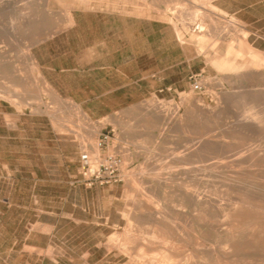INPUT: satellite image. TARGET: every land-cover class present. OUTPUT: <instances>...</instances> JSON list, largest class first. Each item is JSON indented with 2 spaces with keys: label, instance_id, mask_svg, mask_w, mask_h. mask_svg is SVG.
Masks as SVG:
<instances>
[{
  "label": "rangeland",
  "instance_id": "obj_1",
  "mask_svg": "<svg viewBox=\"0 0 264 264\" xmlns=\"http://www.w3.org/2000/svg\"><path fill=\"white\" fill-rule=\"evenodd\" d=\"M91 1L97 4L83 7L78 0H0V48L6 49V55L15 66L12 69L18 70L16 77L0 71V89H9L15 96L14 100H0V264H28L29 255L35 252L41 258L46 257L42 264H134L136 260L137 264H148V260L150 264H154L150 261L160 264L165 260L161 264H214L217 260L216 264H242L245 259L243 264H263L264 209L258 208L264 207V81L258 78L229 81L212 63L198 55L196 46L181 44L171 24L144 17L145 13L158 16L157 8L166 11L177 1L187 3L186 13L190 16L193 11L190 9L199 7L203 0H195V5L192 0ZM211 1L223 11V15L215 16L224 27L228 43L237 48L245 34L251 46L264 52V0ZM70 18L75 20L73 24H68ZM230 19L237 22L235 27H229ZM230 31L233 32L230 34ZM207 38L208 46L216 44L209 36ZM29 50L33 58L27 56ZM194 78L201 82V90L193 89ZM4 79L10 80L8 84L12 85L8 87ZM36 94L39 99L34 97ZM241 96L244 103L238 100ZM150 105L162 108L166 119L159 120L157 108H149ZM212 109L216 110L215 114ZM251 113L256 117L257 132L237 133L234 127ZM103 134L109 135V140L99 147V157H120L123 180L93 187L75 182L80 172L81 152L91 154V139L98 144ZM207 139L221 142L217 148L205 150L203 145ZM201 148V154H206L203 160L190 155ZM252 151H257L260 158H252ZM215 158L221 159L223 164L234 163L236 170L247 175L236 176L237 185L229 188L226 169L219 170L215 180L210 175L212 172L207 166L216 162ZM151 164L156 167L154 170ZM198 178L202 180L199 191L221 197L219 200L224 207L230 199L238 208L244 199L254 203L250 211L256 210L252 215L259 224L247 225L250 227H247L248 233L243 230L246 225L237 221L236 230H231L242 242L244 237L256 233L251 238H257L256 241L263 245L260 253L241 250L233 258L224 255H221L222 261L217 258L222 250H228L225 244L230 224L225 215L205 214L201 207L189 201L187 195L199 185ZM254 192L258 198L254 197ZM139 204L143 207L137 208ZM142 209L148 213L143 215ZM253 213H258L259 217ZM156 214L162 217L157 216L155 220ZM147 215L150 219L144 220ZM159 234L163 236L160 239ZM110 240L117 242L116 245L111 247ZM128 241L131 247H127ZM154 243L165 249L157 250L159 247ZM141 245L145 248H140ZM151 245L153 248L149 247ZM210 245L214 248L209 249ZM136 247L141 249L139 253L135 252ZM166 255H169L168 260ZM210 255L217 260H211ZM247 257L259 258L254 262ZM157 258L162 261L158 262ZM233 259L237 262L232 263Z\"/></svg>",
  "mask_w": 264,
  "mask_h": 264
},
{
  "label": "bare ground",
  "instance_id": "obj_2",
  "mask_svg": "<svg viewBox=\"0 0 264 264\" xmlns=\"http://www.w3.org/2000/svg\"><path fill=\"white\" fill-rule=\"evenodd\" d=\"M58 1V0H57ZM120 1V0H119ZM140 1H142V0H140ZM153 1V0H152ZM191 1V0H190ZM195 0H192V3L194 2ZM105 3L104 2V0H100V3ZM116 2V1H115ZM123 2V1H122ZM137 2H139V0H137ZM145 2V1H144ZM78 3L80 4V5H82L83 7L85 6H89V5H92L93 3H95V4H97V2H93V1H91V0H78ZM120 3V2H119ZM128 3V2H127ZM129 3H131V2H129ZM133 3V2H132ZM141 3H143V1L141 2ZM121 4H124V3H121ZM156 4V3H155ZM158 4V3H157ZM157 4H156V6H157ZM187 4V3H186ZM186 4L185 3H183V1H177L176 2V5L175 6H168V9L166 10V11H164L163 9H162V11H160L155 5H153V6H155V8H157V10H156V12L158 13V16H155V15H153V14H147V13H145L144 15V17H146L147 19H150V20H152V21H156V20H159V21H166V22H168L169 24H171V26H172V28H173V30H174V34H175V36H176V38H177V40L181 43V44H183V45H188V46H196V50L198 51V55L199 56H203L205 59H206V61L208 62V63H212L215 67H216V69L218 70V71H220L223 75H224V77L226 78V79H229V81H236V80H239V81H243V80H245V79H249V78H258V79H260V80H262V81H264V52L263 51H261V50H258L257 48H255V47H253V46H251L248 42H247V40H246V35L244 34V35H242L243 37H242V39L240 40V43H239V45H238V47L237 48H235V46L232 44V43H228V39L226 38V36H225V32L223 31L224 30V27H222L223 25H221V23H219V22H217L216 21V14H218V15H223V11H221L220 9H219V7H217V6H215L213 3H212V1L211 0H203V2H202V4L201 5H199V7H196V8H191L190 9V6H188L189 7V9L190 10H193L192 12L190 11V16H188L187 15V13H186ZM194 4V3H193ZM196 4H197V2H196ZM198 4H200V3H198ZM47 5H48V2H47ZM133 5H135V4H133ZM151 3H150V7H151ZM195 5V4H194ZM142 6V5H141ZM4 7V6H3ZM7 7V6H6ZM39 7V6H38ZM45 7H46V5H45ZM102 7V6H101ZM192 7H193V5H192ZM2 8V7H1ZM129 8H132V7H130L129 6ZM142 8V7H141ZM152 8V10H154ZM5 9V8H4ZM203 9V10H202ZM37 10H39V9H37ZM36 10V11H37ZM3 11V10H2ZM1 11V12H2ZM141 11V10H140ZM22 12V11H21ZM189 12V11H188ZM5 13V12H4ZM3 13V14H4ZM39 13V12H38ZM48 14V13H47ZM23 16V15H22ZM226 16V15H225ZM45 17V16H44ZM49 17H51V16H49ZM44 19V18H43ZM221 20V19H220ZM231 21H230V23H229V27H235V25L237 24V22L235 21V19H230ZM40 21V20H39ZM44 21V20H43ZM51 21V20H50ZM49 21V22H50ZM53 22V21H52ZM75 22V20L74 19H69V21H68V24H73ZM222 23H224V22H222ZM46 24V23H45ZM244 24V23H243ZM43 25V24H42ZM39 26H40V24H39ZM224 26H226L225 24H224ZM241 26V25H240ZM14 27V26H13ZM41 27V26H40ZM42 28V27H41ZM53 28H55V27H53ZM13 29V28H12ZM37 29H38V27H37ZM226 29V28H225ZM234 29V28H233ZM237 29V28H236ZM46 30V29H45ZM50 30H51V28H50ZM235 30V29H234ZM233 30V31H234ZM240 30H241V27H240ZM47 31V30H46ZM233 31H230V34H231V32H233ZM238 31H239V29H238ZM242 32H243V30H242ZM245 33V32H244ZM44 34V33H43ZM238 35H240V34H238ZM210 37L211 39H213L215 42H216V44H214V45H212L211 47L210 46H208L207 45V42H206V40L208 39V41H209V38H207V37ZM232 36V35H231ZM234 36H236V35H234ZM241 36V35H240ZM239 36V37H240ZM37 38V37H36ZM232 38V37H231ZM210 39V40H211ZM238 39V38H237ZM9 40V39H8ZM11 40V39H10ZM37 41V40H36ZM232 41V40H231ZM234 41V40H233ZM236 41V40H235ZM237 41H239V39L237 40ZM8 42V41H7ZM9 42H11V41H9ZM8 42V43H9ZM213 42V41H212ZM12 43V42H11ZM10 43V44H11ZM236 44H237V42H236ZM8 45V44H7ZM6 45V46H7ZM12 45V44H11ZM193 46V47H194ZM237 46V45H236ZM9 47H10V45H9ZM9 47H7V48H9ZM13 47V46H12ZM12 47H11V49H12ZM10 50V49H9ZM211 51V52H210ZM211 53H213L214 55L213 56H211ZM26 54V53H25ZM9 55V54H8ZM27 56L29 57V58H33V55H32V52L29 50L28 51V53H27ZM13 60H14V58H12ZM11 59V60H12ZM35 59V58H34ZM204 59V60H205ZM12 62H14V61H12ZM34 63V62H33ZM207 63V64H208ZM35 64V63H34ZM12 63H11V61H10V59H9V57L6 55V49L4 48V49H2V48H0V71H5V72H7V73H9L10 75H11V77L13 76V77H16L17 75H16V71L18 72V70H15V69H12ZM33 66V65H32ZM13 67H15V66H13ZM37 69V68H36ZM21 72V71H20ZM19 72V73H20ZM18 73V74H19ZM22 74V73H21ZM3 75V74H2ZM6 76V75H5ZM8 76V75H7ZM19 76V75H18ZM2 77V76H1ZM23 77V76H22ZM8 78H10V76L8 77ZM11 79V78H10ZM13 79V78H12ZM21 79V78H20ZM26 79V78H25ZM18 80V79H17ZM16 80V81H17ZM220 80H221V78H220ZM223 80V79H222ZM10 80H8V82H9ZM12 81V80H11ZM3 82H6L5 81V79H4V81ZM8 82H6V84H7V86L9 85L8 84ZM21 81L20 80H18V83H20ZM22 82H25V81H22ZM36 82V81H35ZM225 82V81H224ZM5 84V83H4ZM22 84H24V83H22ZM37 84V83H36ZM12 84H10L9 86H11ZM30 85V84H29ZM38 85V84H37ZM242 84L240 83V86H241ZM5 86V85H4ZM6 86V87H7ZM8 86V87H9ZM14 86V85H13ZM27 86V85H26ZM39 86V85H38ZM47 86V85H46ZM229 86H231V84L229 85ZM34 87V86H33ZM37 87V86H36ZM249 87V86H248ZM12 89H13V87H11ZM14 88H15V86H14ZM18 88V87H17ZM16 88V89H17ZM238 88V87H237ZM6 89V88H5ZM35 89V88H34ZM39 89V88H38ZM49 89H51V88H49ZM244 89H246V88H244ZM263 89V88H262ZM261 89V90H262ZM9 89H7V91H5V90H1L0 89V100H14L15 98V96L13 97V95L8 91ZM18 90H20L19 88H18ZM17 90V91H18ZM33 90V89H32ZM40 90L41 89H39L38 91L40 92ZM240 90H241V88H240ZM12 91V90H11ZM16 91V92H17ZM23 91V90H22ZM22 91H19V92H22ZM238 91V90H237ZM253 91V90H252ZM13 93H14V91H12ZM48 92H50V90H48ZM246 92H247V90H246ZM224 93V92H223ZM229 93V92H228ZM242 93V92H241ZM16 94V93H15ZM22 94H24V91H23V93ZM27 94H29V93H27ZM19 96H20V93L18 94ZM223 95H225V94H223ZM227 95V94H226ZM216 96V95H215ZM229 96V95H228ZM232 96V95H231ZM250 96V95H249ZM253 97L255 96V95H252ZM34 97H36L37 99H39V95L38 94H36ZM56 97V96H55ZM220 97V96H219ZM244 97H245V95L243 96V99H244ZM252 97V98H253ZM21 98V97H20ZM27 98H29V97H27ZM26 98V99H27ZM35 98V99H36ZM240 98H242V96L241 97H239L238 98V100H239V102L241 101L240 100ZM252 98H250L249 97V99H252ZM30 99V98H29ZM36 99V100H37ZM54 99V98H53ZM225 99V98H224ZM226 99H228V98H226ZM246 99H248V98H246ZM253 99H255V101H257L256 100V98L254 97ZM17 100V99H16ZM19 100H21V99H19ZM56 100V99H55ZM196 100V99H195ZM247 101H249V102H247V103H250L251 101L250 100H247ZM14 102V101H13ZM241 102H243V101H241ZM244 103V102H243ZM242 103V104H243ZM246 103V102H245ZM253 103V102H252ZM259 103V102H258ZM251 104V103H250ZM261 104V103H260ZM162 105V104H161ZM200 105V104H199ZM239 105H240V103H239ZM246 105V104H245ZM249 105V104H248ZM254 105V104H253ZM160 106V105H159ZM247 106V105H246ZM251 106V105H250ZM79 108H80V110H81V107L80 106H78ZM163 107H164V105H163ZM177 107V106H176ZM220 107V106H219ZM149 108H157L156 110H157V114H158V119L159 118H161V119H163V118H165L166 119V115L163 113V110H161L162 108H160V107H158V106H156V105H150V107ZM166 108V107H165ZM195 108V107H194ZM218 108V107H217ZM159 109V110H158ZM178 109V108H177ZM215 109V108H214ZM214 109H212L213 110V114H215V112L214 111H216V110H214ZM249 109H251V108H249ZM146 110V109H145ZM155 110V109H154ZM153 110V111H154ZM205 110V109H204ZM77 111V110H76ZM172 111V110H171ZM195 111H196V109H195ZM194 111V112H195ZM258 111V110H257ZM78 112V111H77ZM83 112V111H82ZM200 112V111H199ZM253 112H254V110H253ZM84 113V112H83ZM86 113V112H85ZM169 113V112H168ZM173 113V112H172ZM202 113V112H201ZM263 113V112H262ZM144 114V113H143ZM147 114V113H146ZM174 114V113H173ZM172 114V115H173ZM212 114V115H213ZM177 115V114H176ZM175 115V116H176ZM169 116V115H168ZM167 116V117H168ZM170 116H171V114H170ZM174 116V115H173ZM209 116H211V115H209ZM222 116V115H221ZM259 116V115H258ZM257 116V117H258ZM7 117V116H6ZM11 117V116H10ZM88 117V116H87ZM150 116H148V118H149ZM195 117H196V115H195ZM198 117H199V115H198ZM197 117V118H198ZM213 117V116H212ZM214 117H216V116H214ZM219 116H217V118H218ZM262 117V116H261ZM5 118V117H4ZM204 118V117H203ZM145 119V118H144ZM154 119V118H153ZM157 119V120H158ZM161 119H159V120H161ZM170 119H172V118H170ZM200 119H202V118H200ZM151 120V119H150ZM205 120V119H204ZM14 121V120H13ZM146 121H149L148 119L146 120ZM208 121V120H207ZM259 121V120H258ZM213 122H214V120H213ZM238 122V121H237ZM122 123V122H121ZM199 123H201V122H199ZM204 123V122H203ZM14 124V123H13ZM101 124H103L102 122H101ZM210 124H211V122H210ZM230 125V124H229ZM256 125H257V122H256V117L254 116V115H252V113H251V115L249 116V117H247V118H245L244 120H242V121H240L235 127H234V130L237 132V133H239V134H242V135H245V134H249V133H255V132H257V127H256ZM262 125H264V124H262ZM12 126H16V125H12ZM261 126V125H260ZM230 127V126H229ZM71 129V128H70ZM73 129V128H72ZM125 129V128H124ZM127 129V128H126ZM227 129V128H226ZM228 129H230V128H228ZM258 130H259V128H258ZM228 130H226V132H227ZM92 132V131H91ZM94 133H96L95 131H93ZM225 132V133H226ZM262 132V131H261ZM230 133V132H229ZM228 134V133H227ZM92 135V134H91ZM95 135V134H94ZM135 135V134H134ZM217 135V134H216ZM224 136V135H223ZM219 137V136H218ZM225 138L226 137H228V136H224ZM89 138H92V136L91 137H89ZM242 139V138H241ZM229 140H231V139H228V141ZM235 140V139H234ZM220 142L221 141H219V139H207L206 140V145L204 146L203 145V147H206L205 148V150H207V149H214V148H217L218 147V145L220 144ZM90 143L92 144V151H91V154L93 155L92 157L93 158H98L99 156H100V150H99V146H98V144H97V142H95V140H94V138H92L91 139V141H90ZM204 143V144H205ZM225 143V142H224ZM231 143V142H230ZM236 144V143H235ZM234 144V145H235ZM231 145H233V144H231ZM220 146H222V144L220 145ZM220 148V147H219ZM226 148V147H225ZM84 149H86V148H84ZM113 149V148H112ZM138 149V148H137ZM221 149V148H220ZM238 149H239V147H238ZM248 149V148H247ZM246 149V150H247ZM250 149V148H249ZM203 149L201 148V149H196V150H194V151H192V152H190V155L191 156H194V157H197V159H200L201 160V158H202V160H203V157L202 156H204V157H206V154L205 153H202L201 154V151H202ZM231 150V149H230ZM240 150V149H239ZM242 150V149H241ZM264 150V149H263ZM129 151V150H128ZM216 151V150H215ZM218 152H219V150H217ZM227 151V150H226ZM236 151H237V149H236ZM235 151V152H236ZM248 151V150H247ZM211 152V151H210ZM250 150H249V154H250ZM237 153V152H236ZM261 153V152H260ZM135 154V153H134ZM238 154V153H237ZM217 155H218V153H217ZM216 155V156H217ZM135 156V155H134ZM210 156V155H209ZM213 156V155H212ZM252 158L253 157H256V158H260V156H259V153L256 151H252V153H251V155H250ZM208 157V156H207ZM221 157V156H220ZM232 157V156H231ZM250 157V158H251ZM103 158V157H102ZM209 158V157H208ZM212 158V157H211ZM218 158V157H217ZM217 158H215V159H217ZM221 158H223V157H221ZM251 158V159H252ZM206 159V158H205ZM214 159V160H215ZM126 160H127V158H126ZM147 160H148V158H147ZM209 160V159H208ZM207 160V161H208ZM212 160V159H211ZM221 160V159H220ZM219 159H217L216 160V162H214L213 164H211V165H208L207 167H209V169L211 170V174L210 175H213V177L215 176V177H217L216 175H217V172L220 170V172H221V169H226V173H227V177L228 178H226L227 179V183H228V185L230 186L229 188H233V187H235V185H237V183L238 182H236L237 180L235 179V177L236 176H241V175H243V176H246L247 175V173L246 172H244V171H239V170H236L235 168H234V166L235 165H233L234 163H229V164H223V162L222 161H220ZM250 160V159H249ZM253 160V159H252ZM260 160V159H259ZM261 160H262V158H261ZM243 163V162H242ZM256 163V162H255ZM209 164V163H208ZM154 164H151V168L153 169L154 168V166H153ZM256 165V164H255ZM146 166H149L148 164L146 165ZM260 166H262V165H260ZM236 167V166H235ZM146 168V167H145ZM156 168V167H155ZM154 168V169H155ZM158 168L159 167H157V170H158ZM256 168V167H255ZM153 169V170H154ZM160 169V168H159ZM242 169H244V168H242ZM143 171H145V170H143ZM153 172V171H152ZM264 172V171H263ZM141 173H142V171H141ZM145 172H143V174H144ZM219 173V172H218ZM258 173V172H257ZM159 174V173H158ZM205 175V174H204ZM262 175V174H261ZM131 176V175H130ZM202 176H203V174H202ZM224 176V175H223ZM222 176V177H223ZM239 176V177H240ZM252 176V175H251ZM214 177V180L216 179ZM155 178V177H154ZM209 178V177H208ZM219 178V177H218ZM221 178V177H220ZM225 178V177H224ZM238 178V177H237ZM264 178V177H263ZM203 179H205V178H203ZM210 179V178H209ZM239 179V178H238ZM133 181L134 180H136V179H132ZM219 180V179H218ZM253 180V179H252ZM131 181V180H130ZM132 181V182H133ZM202 180H200L199 178H198V186L194 189V190H192V191H190L189 193H188V199H189V201L191 202V203H193L194 205H196V206H198V207H201L206 213L205 214H208V213H211V212H214V213H216L217 215H221V214H223V215H225L226 216V218L229 220V224H230V231H228L229 232V235H228V243L227 244H225L226 246H228V250L227 251H225V250H222L220 247H221V245H220V247H219V244H218V247L223 251H219L221 254H220V257H219V255L217 254V258H221V255H224L223 257H225V256H227V258H233L234 257V255H236V253L237 252H241V250H244L245 251V253H246V250H247V252L249 251V250H251L252 249V251L254 250V252H259L260 253V251H262V248H263V245L260 243V241H256L257 240V238H256V240L254 239V240H252L253 238H251V237H255V235H256V233L254 234V236L252 235L253 233L252 232H254L255 230H253L252 232H251V237L249 236H247V237H244V239H245V241H239L237 238H236V233H233L232 232V230L231 229H235L234 228V226H235V223L237 222V221H240V223L241 224H244L243 226L245 227V225H246V229H243V230H246L248 233H249V231L247 230V225H250L251 227H254V225H257V224H259L258 223V221H256L257 220V218L256 217H254L253 215H252V212H256V210L255 211H250L254 206H253V204L252 203H249L247 200H245L244 199V201H243V199H242V201H243V204H242V206H239V208L237 207V206H235L233 203H231V199H230V203L228 204V205H226L225 207L222 205V203H220L221 201V197L220 198H218V197H215L214 195H211V194H213V193H211L210 195H207L205 192H203V190L202 191H199V188H200V182H201ZM226 181V180H225ZM225 181H224V183H225ZM136 182V181H135ZM141 182L143 183V181L141 180ZM194 182V181H193ZM209 181L207 180V182L206 183H208ZM248 182V181H247ZM247 182H245L246 184L245 185H247ZM260 182H261V180H260ZM130 183V182H129ZM137 183H138V181H137ZM137 183H136V185H137ZM189 183H190V181H189ZM203 183H205V182H203ZM227 183H225V184H227ZM251 183H252V181H251ZM132 184V183H131ZM135 184V183H134ZM191 184V183H190ZM221 184V183H220ZM223 184V183H222ZM240 184V183H239ZM238 184V185H239ZM249 184V183H248ZM257 184V183H256ZM194 185H196V184H194ZM250 185V184H249ZM132 186V185H131ZM218 185H216V187H217ZM221 186V185H220ZM241 186V185H240ZM239 186V187H240ZM258 186V185H257ZM264 186V185H263ZM130 187V186H129ZM134 187V186H133ZM209 187H211L212 188V184H211V186H209ZM244 187V186H243ZM251 187V186H250ZM250 187H249V189H250ZM258 187H261V186H258ZM136 188V187H135ZM135 188H134V190H135ZM140 187H138V189H139ZM208 188V187H207ZM214 188V187H213ZM219 188V187H218ZM221 188V187H220ZM236 188H237V186H236ZM241 188V187H240ZM239 188V190L241 191V189L243 190V188H241L240 189ZM146 189V188H145ZM156 189V188H155ZM155 189H154V191H155ZM182 189V188H181ZM223 189V188H222ZM222 189H220V190H222ZM246 189V188H245ZM262 190H263V187L261 188ZM130 190V189H129ZM129 190H128V192H129ZM140 190V189H139ZM227 190V189H226ZM247 190H248V188H247ZM136 191V190H135ZM141 191V190H140ZM154 191H153V193H154ZM185 191V190H184ZM183 192V191H182ZM181 192V193H182ZM221 192V191H220ZM229 192V191H228ZM237 192V191H236ZM239 192V191H238ZM237 192V193H238ZM243 193H244V190L242 191ZM246 192V191H245ZM252 192V191H251ZM132 193V192H131ZM145 193V192H144ZM143 193V194H144ZM149 193H150V191H149ZM152 193V194H153ZM236 193V194H237ZM249 193V192H248ZM257 193V192H256ZM255 192L254 193H252V194H256ZM143 194H142V196H143ZM147 194V193H146ZM155 194V193H154ZM153 194V195H154ZM216 194V193H215ZM231 194V193H230ZM245 194V193H244ZM259 194V193H258ZM264 194V193H263ZM141 195V194H140ZM145 195V194H144ZM156 195V194H155ZM181 195V194H180ZM179 195V196H180ZM246 195V194H245ZM248 195H250V194H248ZM142 196H141V199H142ZM148 196H151V195H148ZM160 196V195H159ZM179 196H177V198L178 199H180L179 198ZM186 196V197H187ZM214 196V197H213ZM251 197H253L252 195H250ZM250 196H248L249 197V199H250ZM257 195H255L254 197H256ZM264 196V195H263ZM139 197V196H138ZM144 197V196H143ZM152 197V196H151ZM174 197V196H173ZM236 197V196H235ZM145 198V197H144ZM241 198V197H240ZM256 198H258V196L256 197ZM264 198V197H263ZM140 199V200H141ZM153 199V198H152ZM152 199H150V200H152ZM181 199H183V197L181 198ZM180 199V200H181ZM220 199V200H219ZM255 199V198H254ZM253 199V200H254ZM130 200V199H129ZM144 200V199H143ZM146 200V199H145ZM174 200V199H173ZM172 200V201H173ZM179 200V201H180ZM184 200V199H183ZM182 200V201H183ZM252 200V199H251ZM262 200V199H261ZM135 201V200H134ZM147 202H148V199L146 200ZM169 201H170V199H169ZM168 201V202H169ZM182 201H180V202H182ZM136 202V201H135ZM139 202H141V201H139ZM146 202V203H147ZM156 202V201H155ZM159 202V201H158ZM167 202V203H168ZM264 202V201H263ZM262 202V203H263ZM143 203V202H142ZM151 203H153V202H151ZM173 203V202H172ZM148 204V203H147ZM149 204H150V202H149ZM156 204H157V202H156ZM159 204H160V202L158 203V207H159ZM183 204H185V203H183ZM239 204V203H238ZM255 204H256V202H255ZM264 204V203H263ZM133 205V204H132ZM134 205H136V203L134 204ZM150 205H152V204H150ZM173 205H174V203H173ZM176 205V204H175ZM225 205V204H224ZM259 205H260V203H259ZM139 207H143L142 206V204H139V206L137 205V208H139ZM152 207H153V205H152ZM154 207H156L155 205H154ZM134 207L132 206V208L131 209H133ZM157 208V207H156ZM156 208H155V210H156ZM160 208V207H159ZM177 208V207H176ZM184 208V207H183ZM147 209H150L149 207H147ZM257 209V208H256ZM258 209H264V207L262 208V207H259ZM135 210V208L133 209V211ZM151 210H152V208H151ZM151 210H149V211H151ZM177 210V209H176ZM180 210V209H179ZM139 211H141V210H139ZM142 211H144L143 212V215H144V213H148V212H145V210H143L142 209ZM178 211V210H177ZM194 211V210H193ZM210 211V212H209ZM259 211V210H258ZM263 211V210H262ZM262 211H261V213H262ZM135 212V211H134ZM153 212L154 211H152V214H153ZM158 212H159V209H158ZM201 212V211H200ZM203 212V211H202ZM202 212H201V215H202ZM136 213V212H135ZM142 213V212H141ZM154 213H156V211L154 212ZM161 213V212H160ZM159 213V214H160ZM180 213V212H179ZM195 213V212H194ZM138 214V213H137ZM178 214V213H177ZM253 214H255V213H253ZM262 214H264V212L262 213ZM262 214H259V215H262ZM140 215V214H139ZM138 215V216H139ZM142 215V216H143ZM148 215H150V214H148ZM148 215H147V217H146V219H144V220H148V219H150V218H148ZM258 215V213H256L255 214V216H257ZM153 216V215H152ZM158 216V214H156V216H154V219H155V217H157ZM193 216V215H192ZM140 217V216H139ZM138 217V220L140 219H142L141 217L139 218ZM151 217V216H150ZM158 217H162V216H158ZM157 217V218H158ZM167 217V216H166ZM174 217V216H173ZM194 217V216H193ZM203 218H205V219H207V217H206V215H203L202 216ZM224 217V216H223ZM257 217H259V216H257ZM261 217V216H260ZM130 218V217H129ZM148 218V219H147ZM153 218V217H152ZM151 218V219H152ZM180 218V217H179ZM203 218H200V216H199V219H203ZM135 219H137V218H135ZM154 219H152L153 220V222L156 224V222L154 221ZM160 219V218H159ZM162 219V218H161ZM221 219V218H220ZM219 219V220H220ZM263 220H264V218H262ZM156 220V219H155ZM173 220H175V219H173ZM218 220V221H219ZM225 220V219H224ZM164 221V220H163ZM214 221V220H213ZM223 221V220H222ZM227 221V220H226ZM147 222V221H146ZM152 222V223H153ZM158 222V221H157ZM159 222H160V220H159ZM158 222V223H159ZM162 222V221H161ZM166 221H164V223H165ZM170 222H171V220H170ZM175 222V221H174ZM207 222H209V221H207ZM216 222V221H215ZM220 222V221H219ZM263 222V221H262ZM144 223V222H143ZM154 223H153V225H154ZM177 223V222H176ZM210 223H212V221H210ZM214 223V222H213ZM228 223V222H227ZM148 224V223H147ZM152 225V224H151ZM161 225V224H160ZM165 225H167V224H165ZM177 225H179L178 223H177ZM220 225V224H219ZM238 225V224H237ZM156 226V225H155ZM169 227H170V225H168ZM222 226H223V224H222ZM241 226V225H240ZM240 226H238L239 228H240ZM167 227V226H166ZM189 227V226H188ZM224 227H225V225H224ZM237 227V226H236ZM244 227H242V228H244ZM171 228V227H170ZM176 228V227H175ZM184 228V227H183ZM239 228H237V229H239ZM248 228H250V227H248ZM256 228V227H255ZM133 229V228H132ZM151 229V228H150ZM158 229H160V228H158ZM166 229H168V228H166ZM172 229V228H171ZM170 229V230H171ZM177 229V228H176ZM223 229H225V228H223ZM148 230V229H147ZM155 230V229H154ZM193 229L191 228V230L189 229V231L191 232ZM212 230H214V229H212ZM219 230V229H218ZM236 230V229H235ZM234 230V231H235ZM241 230V229H240ZM243 230H241V231H243ZM187 231H188V229H187ZM259 230H257V232H258ZM142 232H144V231H142ZM156 232H157V230H156ZM156 232H155V234H156ZM161 232V231H160ZM167 232V231H166ZM171 233H172V231H170ZM227 232V233H228ZM232 232V233H231ZM260 232V231H259ZM258 232V233H259ZM263 232V231H262ZM127 233H128V231H127ZM147 233H149V232H147ZM151 234H152V232H150ZM154 233V232H153ZM169 233V232H168ZM170 233V234H171ZM219 233V232H218ZM129 234V233H128ZM145 234V233H144ZM154 234V235H155ZM158 234V233H157ZM193 234V233H192ZM196 234V233H195ZM238 234V233H237ZM119 235V234H118ZM146 235H148V234H146ZM160 235V234H159ZM163 235H164V233H163ZM176 235V234H175ZM174 235V236H175ZM179 235V234H178ZM220 235V234H219ZM247 235V234H246ZM120 236V235H119ZM129 237H130V235H128ZM128 236H126V237H128ZM162 235H160V236H157L158 237V239H160L159 237H161ZM169 237L170 235L169 234H167L166 235V237ZM197 236V235H196ZM125 237V238H126ZM154 237V236H153ZM163 237V236H162ZM179 237V236H178ZM261 237H263V236H261ZM124 238V237H123ZM122 238V239H123ZM136 238V237H135ZM138 239H140L139 237H137ZM146 238H148V237H146ZM170 238V237H169ZM210 238V237H209ZM114 239V238H113ZM121 239V238H120ZM121 239V240H122ZM164 239V240H163ZM162 240L163 241H165V237L163 238ZM180 239V238H179ZM197 239V238H196ZM213 239V238H212ZM211 239V240H212ZM220 239V238H219ZM240 239V238H239ZM112 240V239H111ZM109 241V243L108 244H110V246L111 247H113V246H115L116 245V243H112V241H114V240H112V241ZM129 240H131V239H129ZM152 240V239H151ZM153 240H155V239H153ZM161 240V241H162ZM172 240V239H171ZM116 241V240H115ZM143 241V240H142ZM253 241H255V242H253ZM111 242V243H110ZM129 242V241H128ZM134 242V241H133ZM141 242V241H140ZM197 242V241H196ZM217 242H219L218 241V239H217ZM225 242V241H224ZM123 243V242H122ZM143 243V242H142ZM163 243V242H162ZM178 243V242H177ZM180 243V242H179ZM189 243V242H188ZM209 243V242H208ZM221 243H223V241L221 242L220 241V244ZM113 244H115V245H113ZM121 244V243H120ZM132 244V243H131ZM134 244V243H133ZM149 245H150V243H148ZM165 244V243H164ZM261 244V245H260ZM118 245V244H117ZM122 245V244H121ZM121 245H119V246H121ZM126 245H128L127 247H131V245H130V242L128 243V244H126ZM130 245V246H129ZM135 245V244H134ZM146 245H147V243H146ZM152 245H153V243H152ZM149 246V247H152L153 248V246ZM154 245H155V243H154ZM159 245V244H158ZM158 245H155V246H158ZM166 245H167V243H166ZM187 245V244H186ZM185 245V246H186ZM207 245V244H206ZM214 245H215V243H214ZM213 245V246H214ZM217 245V244H216ZM215 245V246H216ZM224 245V244H223ZM123 246H125V245H123ZM122 246V247H123ZM203 247H204V244L202 245ZM208 246V245H207ZM109 247V246H108ZM135 247V246H134ZM141 247H144V246H140V248ZM148 246H146V248H147ZM149 247H148V249H149ZM159 248L157 249V247L156 248H154V250L155 249H157V250H159L160 249V247H162V246H158ZM197 247V246H196ZM199 247V246H198ZM222 247H224V246H222ZM245 247V248H244ZM120 248V247H119ZM125 248V250L127 251V248L126 247H124ZM133 248V247H132ZM132 248H130V250H133ZM137 249H136V253H139L138 252V250H139V248L138 247H136ZM145 248V247H144ZM164 247H162V249H163ZM166 248H168L167 246H166ZM171 248V247H170ZM209 248V247H208ZM211 248H214V247H211V245H210V248L209 249H211ZM216 248V247H215ZM226 248V247H225ZM110 250H112V248H109ZM118 249V248H117ZM129 249V248H128ZM135 249V248H134ZM165 249V248H164ZM179 249L180 248H178L177 250H178V252L177 253H179ZM198 249V248H197ZM141 250V249H140ZM139 250V251H140ZM168 250H171V249H168ZM176 249H175V251L174 252H176L177 251ZM183 250V249H182ZM122 251V250H121ZM149 251H151V250H149ZM173 251V250H172ZM186 251V250H185ZM198 251H200L199 249H198ZM212 251V250H211ZM210 251V253L209 254H212V252ZM244 251H242V252H244ZM49 252V251H48ZM123 252V251H122ZM128 252H132V251H129L128 250ZM127 252V253H128ZM146 252V251H145ZM148 252V251H147ZM160 252H161V250H160ZM164 252V251H163ZM162 252V253H163ZM171 252V251H170ZM182 252V251H181ZM180 252V254H182ZM184 252V251H183ZM216 253H218L217 251H215ZM124 254L126 253L125 251L123 252ZM135 253V254H136ZM142 253V252H141ZM141 253H140V256H141ZM187 254L189 253V252H186ZM186 253L184 254V255H186ZM191 253V252H190ZM197 253H200V252H197ZM249 253V252H248ZM135 254H134V256H135ZM164 254V253H163ZM167 254V253H166ZM175 254V253H174ZM213 254H215L214 252H213ZM264 254V253H263ZM128 256L130 255V253H128L127 254ZM132 255V254H131ZM142 255H143V253H142ZM149 255V254H148ZM151 255V254H150ZM191 255H192V253H191ZM240 255V254H239ZM126 256V255H125ZM137 256V255H136ZM140 256H139V261H140ZM144 256V255H143ZM155 256V255H154ZM173 256H175V255H173ZM187 256V255H186ZM189 256V255H188ZM187 256V257H188ZM200 256V255H199ZM198 256V257H199ZM213 256L214 255H210L209 257H211V260H212V258H213ZM260 256V255H259ZM261 256H262V253H261ZM260 256V258H262ZM130 257V256H129ZM132 257V256H131ZM148 257H150V256H148ZM166 257H169V255H166L165 256V259H167ZM171 257V256H170ZM181 257H184V256H181ZM201 257V256H200ZM222 257V258H223ZM257 257V256H256ZM255 257V258H256ZM152 258V257H151ZM153 258H155V257H153ZM160 258V257H159ZM159 258H157V259H159ZM162 258V257H161ZM176 258V257H175ZM184 258H186V257H184ZM189 258V257H188ZM190 258H192V257H190ZM217 258L215 259V258H213L215 261L217 260ZM248 258V257H247ZM259 258V257H258ZM258 258H256L255 260H253V259H251V260H253L254 262L258 259ZM264 258V257H263ZM132 259H133V257H132ZM141 259H144L142 256H141ZM156 259V258H155ZM170 259H172V257L170 258ZM229 259H228V261H229ZM234 259H236L237 260V258L235 257ZM233 259V260H234ZM249 259V258H248ZM249 259V260H250ZM134 260V259H133ZM154 260V259H153ZM163 260H164V258H163ZM168 260V259H167ZM175 260V259H174ZM179 260V259H178ZM190 260V259H189ZM193 260V259H192ZM204 260V259H203ZM214 260L212 261V262H214ZM221 260V259H220ZM240 259H238L237 261H239ZM246 260V259H245ZM244 260V261H245ZM128 261V260H127ZM132 261V260H131ZM160 261H162L161 259H159L158 260V262H160ZM166 261V260H165ZM165 261H162V262H165ZM180 261V260H179ZM219 260H217L216 261V263L218 262ZM222 261V260H221ZM224 261H225V259H224ZM237 261H232V263L233 262H237ZM243 261V262H244ZM252 261V262H253ZM259 261H260V259H259ZM133 262H135L136 264H137V260L136 261H133ZM151 263H153L154 262V264H155V261H150ZM157 262V263H158ZM162 262H160V264L162 263ZM169 262V261H168ZM230 262V261H229ZM242 262V261H241ZM243 262H242V264H243ZM246 262V261H245ZM247 262H248V260H247ZM251 262V263H252ZM253 262V263H254ZM257 262V261H256ZM134 263V264H135ZM167 263V262H166ZM165 263V264H166ZM180 263V262H179ZM195 263V262H194ZM200 263V262H199ZM208 263V262H207ZM216 263H214V264H216ZM220 263V262H219ZM238 263V262H237ZM236 263V264H237ZM249 263V262H248ZM260 263V262H259ZM144 264V263H143ZM148 264H150L149 263V260H148ZM164 264V263H163ZM169 264V263H168ZM172 264V263H171ZM223 264H225V263H223ZM264 264V263H263Z\"/></svg>",
  "mask_w": 264,
  "mask_h": 264
},
{
  "label": "built area",
  "instance_id": "obj_3",
  "mask_svg": "<svg viewBox=\"0 0 264 264\" xmlns=\"http://www.w3.org/2000/svg\"><path fill=\"white\" fill-rule=\"evenodd\" d=\"M193 89H202L201 82L194 78ZM103 138L98 143L102 147L109 140V135H102ZM122 159L115 155H107L103 158H93L88 151L80 154V172L75 182L82 183L87 187L95 185H112L123 180Z\"/></svg>",
  "mask_w": 264,
  "mask_h": 264
},
{
  "label": "crops",
  "instance_id": "obj_4",
  "mask_svg": "<svg viewBox=\"0 0 264 264\" xmlns=\"http://www.w3.org/2000/svg\"><path fill=\"white\" fill-rule=\"evenodd\" d=\"M87 101H90V100H87ZM45 259H46V257L41 258L40 255H38V253L35 252V253H31L29 255V259H28L27 263L28 264H42V263H44Z\"/></svg>",
  "mask_w": 264,
  "mask_h": 264
}]
</instances>
